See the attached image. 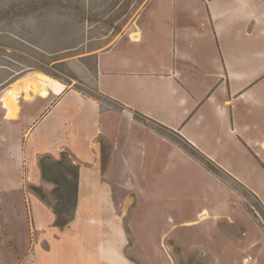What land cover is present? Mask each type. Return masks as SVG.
Segmentation results:
<instances>
[{"label":"rangeland","instance_id":"rangeland-1","mask_svg":"<svg viewBox=\"0 0 264 264\" xmlns=\"http://www.w3.org/2000/svg\"><path fill=\"white\" fill-rule=\"evenodd\" d=\"M86 5L87 0H0V42L9 47L7 60L18 76H48L60 85L55 94L74 88L97 95L94 78L79 74V62L54 60L51 52L22 40L41 47L44 32L49 50L71 45L80 31L73 24ZM58 21L64 28H57ZM84 63L94 72V62ZM251 97L264 106V94ZM101 99L111 115L98 121L88 103H80L87 125L78 124L80 133L69 136L77 148L72 152L68 140L63 147L42 142L37 129L19 138L21 124L0 120V204L19 210L18 229L14 220L9 224L11 212L10 218L0 214V264H244L245 256L264 264V113L249 115L238 103L243 132L252 123L249 135L214 142L210 157L177 131L139 112L121 118L117 103ZM2 100L9 116L19 115V101L9 109ZM101 122L108 134L97 129ZM4 133L16 137L5 139ZM63 152L84 170L81 205L66 229L55 224L54 184L38 180L40 160L60 159Z\"/></svg>","mask_w":264,"mask_h":264},{"label":"crops","instance_id":"crops-1","mask_svg":"<svg viewBox=\"0 0 264 264\" xmlns=\"http://www.w3.org/2000/svg\"><path fill=\"white\" fill-rule=\"evenodd\" d=\"M96 2L87 0V5L80 7L79 21L73 24L80 31L73 34L71 45L49 50L43 47L49 43L44 32L41 47L22 40L44 53L51 52L54 60L79 62L75 65L79 74L83 79L94 78L97 95L65 88L61 94L51 92L47 97L28 99L23 90L18 94L19 115L9 116L2 98L29 72L18 76L7 60L9 47L0 42V120L21 124L19 138L23 132L32 136L37 129L42 142L58 141L57 146L63 147L68 140L66 148L72 152L77 148L69 136L80 133L78 124L87 125L88 112L81 102L88 103L97 121L111 115V110H103L101 98L117 103L121 118L144 114L177 131L181 139L210 157H215L214 142L249 135L252 123L248 122L251 128L243 132L237 104L249 115L264 113V106L258 107L251 99L252 94H264V0H101V6ZM57 28H64V24L58 21ZM60 38L57 34V45ZM86 61L94 62V72ZM63 124L66 130L61 128ZM96 127L108 134L104 122ZM6 135L2 137H16ZM56 148L50 149L56 152ZM180 149L185 157L190 156ZM32 164H38L36 155ZM79 166L77 209L84 184V170ZM38 174V180L44 179L41 166ZM11 207L0 204V214L10 218L7 214L11 212L9 224L14 220L18 229L19 210ZM75 218L62 229L70 227Z\"/></svg>","mask_w":264,"mask_h":264},{"label":"trees","instance_id":"trees-1","mask_svg":"<svg viewBox=\"0 0 264 264\" xmlns=\"http://www.w3.org/2000/svg\"><path fill=\"white\" fill-rule=\"evenodd\" d=\"M40 166L42 177L54 184L51 206L56 215V225L64 228L74 220L79 205L80 166L73 163L66 152H63L61 158L57 160H53L50 156H44L40 160ZM33 189L42 198H46V193L41 187L33 186Z\"/></svg>","mask_w":264,"mask_h":264},{"label":"bare ground","instance_id":"bare-ground-1","mask_svg":"<svg viewBox=\"0 0 264 264\" xmlns=\"http://www.w3.org/2000/svg\"><path fill=\"white\" fill-rule=\"evenodd\" d=\"M13 85V84H12ZM59 83L48 76L40 73H28L21 81H17L12 89L4 96V102L10 108L18 105V94L25 90V97L33 99L38 95L47 97L51 92H56L59 88ZM207 212L203 213V218H206Z\"/></svg>","mask_w":264,"mask_h":264},{"label":"built area","instance_id":"built-area-1","mask_svg":"<svg viewBox=\"0 0 264 264\" xmlns=\"http://www.w3.org/2000/svg\"><path fill=\"white\" fill-rule=\"evenodd\" d=\"M252 259V256H245L243 262L244 264H254V261Z\"/></svg>","mask_w":264,"mask_h":264}]
</instances>
